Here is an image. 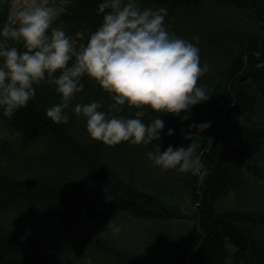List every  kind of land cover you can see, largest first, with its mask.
Here are the masks:
<instances>
[{"label": "trees", "instance_id": "trees-1", "mask_svg": "<svg viewBox=\"0 0 264 264\" xmlns=\"http://www.w3.org/2000/svg\"><path fill=\"white\" fill-rule=\"evenodd\" d=\"M60 1L55 26L86 42L102 0ZM138 3L166 8L169 32L196 44L208 66L197 83L209 98L187 120L162 115L159 142L161 151L186 146L188 125L210 122L209 137H193L203 174L154 166L151 144L91 139L71 107L67 123H53L45 111L60 97L34 85L27 106L0 123L17 137L38 131L23 151L0 152V264H264V0ZM82 83L73 104L112 103Z\"/></svg>", "mask_w": 264, "mask_h": 264}, {"label": "clouds", "instance_id": "clouds-1", "mask_svg": "<svg viewBox=\"0 0 264 264\" xmlns=\"http://www.w3.org/2000/svg\"><path fill=\"white\" fill-rule=\"evenodd\" d=\"M97 12L103 14L101 23L84 42L85 32L70 36L55 26L57 10L48 0H20L14 21L0 25V39L13 42L0 46V114L13 116L35 97L34 85L46 83L60 97L45 111L53 123H67L65 110L71 107L85 122L91 139L108 146L151 144L145 156L154 166L202 175L193 137L210 122L189 124L186 146L170 144L163 151L159 147L162 115L187 120L190 109L209 98L197 83L208 71L200 63L198 47L169 32L164 23L166 8H141L138 0H102ZM77 40L81 41L78 50ZM84 77L109 94L112 103L106 109L96 100L73 104L84 90ZM125 109L136 111L131 116L117 115ZM164 134L171 136L173 129Z\"/></svg>", "mask_w": 264, "mask_h": 264}, {"label": "rangeland", "instance_id": "rangeland-1", "mask_svg": "<svg viewBox=\"0 0 264 264\" xmlns=\"http://www.w3.org/2000/svg\"><path fill=\"white\" fill-rule=\"evenodd\" d=\"M20 0H0V25H2L5 22H13L14 21V12L16 8L18 7ZM48 3L51 4L56 10L57 14L60 13L64 14L65 11L62 9V6L64 3L59 2V0H48ZM7 43H12V41H6L4 39H0V46H8ZM76 47V43H75ZM77 49V48H76ZM78 50V49H77ZM9 117H4L2 114H0V123L4 122V120H8ZM29 133L24 135L23 137H17L16 135L7 132L6 130H1L0 134L1 137L3 136L7 141L6 143L2 145V142H0V152H6V154L9 156L14 152H20L25 149V145L29 144L27 135L32 136L36 135L38 131L35 129L34 131H28ZM204 137L210 136V130L205 129L203 132ZM21 135V134H20ZM2 166V164H1Z\"/></svg>", "mask_w": 264, "mask_h": 264}, {"label": "water", "instance_id": "water-1", "mask_svg": "<svg viewBox=\"0 0 264 264\" xmlns=\"http://www.w3.org/2000/svg\"><path fill=\"white\" fill-rule=\"evenodd\" d=\"M206 129H208V130H209V128H206Z\"/></svg>", "mask_w": 264, "mask_h": 264}]
</instances>
